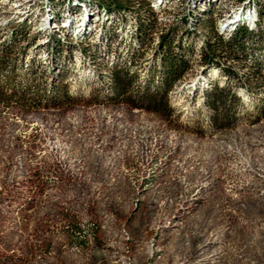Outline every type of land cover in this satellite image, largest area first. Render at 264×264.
Returning <instances> with one entry per match:
<instances>
[{
    "label": "rangeland",
    "instance_id": "1",
    "mask_svg": "<svg viewBox=\"0 0 264 264\" xmlns=\"http://www.w3.org/2000/svg\"><path fill=\"white\" fill-rule=\"evenodd\" d=\"M36 2L0 6V45L15 66L0 71V264H264V85L248 59L218 53L223 74L193 52L164 117L114 98L105 78L124 53L147 67L181 0H125L133 13L157 9L153 37L133 55L129 35L104 45L99 21L90 40L61 49L31 26L12 46V20L31 9L37 27L61 28ZM208 31L189 36L191 47ZM255 48L252 63L263 60ZM61 84L71 102L58 105ZM244 84L232 117L215 122L210 93Z\"/></svg>",
    "mask_w": 264,
    "mask_h": 264
},
{
    "label": "trees",
    "instance_id": "2",
    "mask_svg": "<svg viewBox=\"0 0 264 264\" xmlns=\"http://www.w3.org/2000/svg\"><path fill=\"white\" fill-rule=\"evenodd\" d=\"M69 1L72 3V0H48V3L52 13L57 14L58 10H62L64 6L69 4ZM200 4L201 3L197 2L195 10L193 11L195 13H193L195 15L194 21L197 23L199 22L201 28L209 29L206 41L209 52L203 55V61L205 63L218 65L219 67V63L216 61L218 53H221L223 56H226L227 59L236 63L248 59V63L253 69L251 74L255 76V78H259L260 83L264 85V72H262V69L257 68L262 60L259 56L256 58H258L260 62H255L256 58H254L253 63L252 60H249L250 55H258L254 53L256 51L255 46L257 44H263V31L249 29L241 25L238 26L230 36L225 37L219 34L216 23L211 16L207 18L200 17L202 13L206 12L202 10ZM254 5L259 14L264 12V0H254ZM96 6L99 9H101V6H104L113 14L131 7L127 5L125 0H99ZM139 9L137 15V39L134 44L132 42L128 47V52H130L131 55L141 52L142 48L150 42V35L153 30H155L156 26L154 9L149 4L147 6L141 5ZM207 11H209V7H207ZM187 21L188 18L185 16L178 18L176 15L173 26L162 33L158 44L152 50L150 58L146 59V61L149 62L147 67L142 65L141 58L139 57L134 58L139 65V68L135 67L132 64L134 60H127V58L125 59V54L127 53L122 54L124 59L120 61L119 65L113 67L105 78L106 90L112 92L113 97L119 101L126 102L132 106L145 109L164 117L171 116L174 112V108L170 104L169 94L173 88L180 83L181 78L184 77L188 68L191 66V54L193 53V49L189 44V36L193 35L184 36L183 34V36H179V29L182 28ZM15 26L16 27L13 28L12 39L9 40L12 46L19 40L29 38L30 34L27 32V26L32 27V24L25 19L18 24L15 23ZM116 28V24H110L106 28L107 40L105 45L111 42L113 38L116 39ZM31 38H33V36ZM51 40L55 42L58 49H61L65 43L61 41L60 36L56 35ZM86 45L87 46L82 47L85 52L91 51L94 47L90 43ZM259 51L261 54L262 51ZM94 52V59H99L98 52ZM10 53L11 51L0 45V71H2V75L9 73L12 66V70H15L12 58H10ZM23 56L25 57V55ZM32 63L31 61L25 62V67L30 69L35 66L36 71L39 66H37V64L33 65ZM220 71L223 74L229 73L227 67L224 68V66L220 67ZM52 73L51 71L50 74ZM230 73L232 72L230 71ZM139 79L142 80V82H140ZM43 95L48 96L46 92ZM234 95H237L234 89H232V92H229L225 88H221L220 90L215 89L210 93L206 103L212 109L213 113L218 116L213 119L215 122L232 117L230 115V107L240 101V98H236ZM262 100H264V97ZM54 101H57L58 105L60 103L71 102L65 84H61L57 87V95ZM257 106L260 107L263 111H261V114L264 115V102H260ZM188 200L189 199H186L187 202ZM187 202H184V204H187Z\"/></svg>",
    "mask_w": 264,
    "mask_h": 264
},
{
    "label": "bare ground",
    "instance_id": "3",
    "mask_svg": "<svg viewBox=\"0 0 264 264\" xmlns=\"http://www.w3.org/2000/svg\"><path fill=\"white\" fill-rule=\"evenodd\" d=\"M36 1H37L36 2L37 5H40V7L42 6V4L43 7H46V11H48V13L51 15V19L53 20L54 23L57 24L58 22H60L62 24L61 28L57 30V33H54V30H52L53 32H47L48 30L46 28L48 26L47 24H45L46 22H44V24L40 27L36 26L39 17L37 16V14H39L37 11L38 8L31 9L28 11V13L26 12L25 15L14 18L12 21L14 24L15 23L18 24L25 19L28 20L32 24V29L34 28L35 32H40L43 34V36H46V40L53 39L55 35L60 36L61 41L65 43L71 41V39L86 40V37L89 39L90 36L96 34V30H97L96 25L98 24L97 23L98 21L100 22V24L97 27L103 26L102 28L105 29L110 24L117 25L116 43H118L119 40H122V36L124 35H129V38L131 39L133 44L137 39L136 36L138 29L137 15L139 12L135 11L133 13L131 11L132 9L131 7L119 11V13L113 14L110 12V10L108 11V9L104 6H101V9H99L96 6L99 0H72V3H70L71 1H69V4L64 6L62 10H58L57 14H53L49 7L48 0H36ZM197 2L201 3L200 5L202 6V10L206 11L201 14L200 16L201 18H207L208 16H211L215 21L216 16H218L220 23L223 22V26H218L215 21L217 31L219 32V34H222L225 37L230 36L233 33V31L238 26L241 25L246 26L249 29L263 31L262 34L263 44L261 48L262 53L260 54V57L263 58L264 60V12L262 14H259L256 6L254 5V0H238L235 2V5L233 2H231L232 3L231 6L227 8H224L223 6L225 0H181V4L177 6V10L179 11L177 16L178 18L185 16L186 18H188V21L185 23L184 26H182V28L179 29L180 31L179 36H183V34L184 36L199 34L198 32L201 26L199 25V22L197 23L194 21L195 13L193 12L195 10ZM1 5L2 3L0 0V6ZM151 7L154 9V11H157L156 7L153 6ZM207 7H209V11H207ZM175 17L173 18L174 19L173 24L175 23ZM60 18H63V20L60 21ZM48 20L50 21L49 18ZM0 25H1V17H0ZM63 31L65 32L64 33L65 35L62 34ZM101 35L103 36L102 40H103V44L105 45L107 40L106 30L103 29ZM206 37L204 36V38L194 48L192 47L193 52L197 57L196 63L205 64L206 67H211L214 70H216L217 73H220L221 72L220 67L223 65L219 64L218 67V65L205 63L203 61V55L209 52L206 44L207 41ZM263 60L260 63V65L257 66L258 69L259 68L262 69V72H264ZM234 90L236 94L240 96L239 94L240 91H248L250 90V87L247 86V84H244L242 86L235 87ZM240 98L243 99L241 96Z\"/></svg>",
    "mask_w": 264,
    "mask_h": 264
},
{
    "label": "built area",
    "instance_id": "4",
    "mask_svg": "<svg viewBox=\"0 0 264 264\" xmlns=\"http://www.w3.org/2000/svg\"><path fill=\"white\" fill-rule=\"evenodd\" d=\"M156 14H157V11H155V15ZM156 25H157V15H156ZM155 29H156V27H155ZM154 34H155V32H154ZM150 37H153V34H151Z\"/></svg>",
    "mask_w": 264,
    "mask_h": 264
}]
</instances>
